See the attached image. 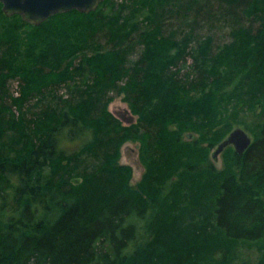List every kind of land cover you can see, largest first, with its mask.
I'll use <instances>...</instances> for the list:
<instances>
[{"label":"trees","instance_id":"1","mask_svg":"<svg viewBox=\"0 0 264 264\" xmlns=\"http://www.w3.org/2000/svg\"><path fill=\"white\" fill-rule=\"evenodd\" d=\"M146 1L104 0L39 25L7 15L0 2V264H235L242 244L264 249V112L243 154L230 145L222 169L209 160L232 131L221 124L226 103L247 83L229 80L243 50L251 64L244 77L264 96V0L177 4L183 18L216 11L236 19L235 41L214 57L225 73L213 80L204 56L210 41L194 55L198 79L171 68L188 44L169 50L160 9ZM240 13L259 26L238 24ZM25 26L34 35L23 52ZM23 54L25 66L13 69ZM15 75L24 81L18 109L47 87L58 99L56 87L66 86L74 101L17 118L3 95ZM112 90L125 93L137 123L124 125L108 110ZM194 129L200 137L184 140ZM131 139L144 141L147 171L137 183L119 162Z\"/></svg>","mask_w":264,"mask_h":264},{"label":"rangeland","instance_id":"2","mask_svg":"<svg viewBox=\"0 0 264 264\" xmlns=\"http://www.w3.org/2000/svg\"><path fill=\"white\" fill-rule=\"evenodd\" d=\"M155 1L153 8L160 9L159 14L163 18V25L165 26L166 33L164 32L165 39H173V42H168L169 50L171 52H178V47L176 45L184 46L185 43L188 44V47L185 50L186 53L184 57L179 60L177 64L171 65V68L174 71L179 72L178 76H182L185 79L187 76L189 80L198 79L199 73L195 66V58L194 55L197 53L199 45L204 42L209 43V53L205 54L208 69L211 72L210 80L218 77V75H223L224 69L222 68V64L219 62H215L214 57L218 52H221L225 49L224 46L231 45L235 39V32L233 26L237 25L236 19L232 17L230 19H226L220 16L216 11L212 14L210 13V17L201 18L199 20H195L194 15H190L187 18H183L179 15V12L176 10V6L182 0H147L146 5L151 4L150 2ZM116 2V1H115ZM123 2V0H118V3ZM145 5V6H146ZM164 7L163 10H161ZM111 11V10H110ZM127 12H124V14ZM129 14V12H128ZM152 14L151 9L147 8L143 11L142 16L148 17ZM70 20L73 21H81L83 19L77 18L74 16H70ZM237 22L244 27H248L250 29L257 28L260 24L259 19H251L246 18L242 13L239 14V18H237ZM18 21V19L10 18L8 23H13ZM85 21V20H84ZM240 22V23H239ZM33 28L29 26L22 27L19 32H22L23 37H25V44L23 45L24 50L26 51L27 42L30 41V38L34 35ZM93 50L90 48L85 49L84 52H92ZM21 52V51H20ZM250 51L244 52L238 56L237 63H235L234 67V78H230L233 85L235 86L237 83H241L242 79L247 83H243L242 88L239 91H234L233 96L231 97V101H228L226 105H228V110L225 111L224 119L222 121V126L224 129L231 128V130L242 127L248 130V133L253 137V131L257 132L259 128V123L261 122L262 113L264 112V108L262 105L264 104V96L261 95L262 101H260V95L258 94V90L256 86H249V82L251 79H247L244 77L245 74L248 73L250 68L245 66L244 61L248 58ZM22 53V52H21ZM18 55V54H17ZM137 53L132 56V61H137ZM16 61V62H15ZM14 61L13 69L19 70L24 67L26 64V60L24 58V54L21 57H18ZM131 65V64H130ZM197 70V71H196ZM228 81V80H227ZM24 81L23 79L15 75L9 80L6 94H3L6 98V103L11 106L13 111L16 113V117H24L31 118L35 117V114L40 110L46 108V104L52 102L54 106L59 107L65 101H74V98L68 92L66 86L61 85L56 87L57 95L60 97L58 99H53L51 96V89L47 87L45 89L46 94L34 92L30 97L24 100L22 109H18V106L14 104L15 98H20L23 94ZM234 86H230L229 89L232 90ZM113 99L108 103V110L118 119L122 121L124 125H130L133 123H137L139 116L134 114L130 104L125 100V93L119 94L117 90H112L109 94ZM78 99V98H77ZM28 123V122H27ZM32 123V122H30ZM28 123V124H30ZM29 126V125H28ZM31 128V126H30ZM171 128H173L171 126ZM32 130V129H31ZM228 136V135H227ZM226 136V137H227ZM200 137V132L196 129L187 130L183 139H198ZM142 143L144 141L139 139H131L126 141L121 147V157L119 162L121 164L129 165L132 168V183H137L140 181L147 171V165L142 157ZM204 144L207 145L205 142ZM79 142L75 144L73 148H79ZM160 146H164L161 145ZM217 144L211 147L210 149V161L214 163V165L218 169H222L225 165V157L223 153H221L217 158L213 157V152L217 148ZM235 149V148H234ZM204 169V168H201ZM264 249H261L260 245L256 243H244L242 244L238 251L237 256L234 260L235 264H264Z\"/></svg>","mask_w":264,"mask_h":264},{"label":"water","instance_id":"3","mask_svg":"<svg viewBox=\"0 0 264 264\" xmlns=\"http://www.w3.org/2000/svg\"><path fill=\"white\" fill-rule=\"evenodd\" d=\"M104 0H0L4 12L9 15H20L25 21L39 25L49 17L76 9L80 12H90L98 8ZM253 141L252 136L242 127L233 129L222 140L213 157L217 158L230 145L238 154H243Z\"/></svg>","mask_w":264,"mask_h":264}]
</instances>
